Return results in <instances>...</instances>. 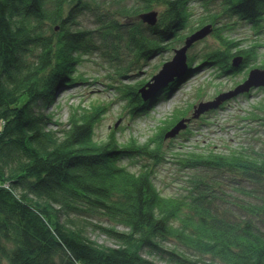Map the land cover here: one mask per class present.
Here are the masks:
<instances>
[{"label": "trees", "instance_id": "obj_1", "mask_svg": "<svg viewBox=\"0 0 264 264\" xmlns=\"http://www.w3.org/2000/svg\"><path fill=\"white\" fill-rule=\"evenodd\" d=\"M106 1L0 0V264H161L152 256L166 264H264V141L225 153L187 150L172 139L167 149L165 134L177 117L147 142H121L115 133L97 140L93 126L103 105L53 126L49 108L59 91L84 81L77 72L85 53L110 55L125 46L134 56L126 65L148 59L183 41L195 14L188 0H131L139 3L134 11L121 7L128 0H113L111 11ZM193 1L202 3L205 15L197 21L212 26L218 46L195 54L184 76L146 102L143 81L114 84L135 117L189 81L199 65L230 73L234 58L252 54L254 48L226 36L235 24L225 17L264 30V0ZM154 5L164 7L155 24L119 17ZM83 9L96 27H77ZM162 162L187 172L173 194L157 181ZM92 218L124 228L98 225L115 246L88 236Z\"/></svg>", "mask_w": 264, "mask_h": 264}, {"label": "rangeland", "instance_id": "obj_2", "mask_svg": "<svg viewBox=\"0 0 264 264\" xmlns=\"http://www.w3.org/2000/svg\"><path fill=\"white\" fill-rule=\"evenodd\" d=\"M108 2L110 11L117 8L115 4L117 1L108 0ZM187 3L189 10L194 11L195 14L193 13L194 16L191 18L187 29L183 30L186 37L203 28L200 27L197 19L205 15V9L201 7V2L188 0ZM125 5L130 7L131 11L136 8L139 10V3L131 0L122 4L121 7ZM163 10V6L154 5L151 11H139L130 18L120 15L119 17L138 23L139 20H144L143 14L155 11L157 21H159L160 13ZM76 19L81 23V26H77L81 29L96 27L92 14L85 9L78 12ZM222 22L235 24V27L227 30V34H225L238 42L240 48H254L248 58L242 59L241 66L239 65L236 71L229 73L218 69L216 66H202L195 75L187 78L189 81L181 82L171 92L170 96L156 100L155 105L135 117L126 107L127 101L121 99V95L115 89L114 84H119V81L128 83L148 81L153 74L163 67L166 61L173 59L176 54L175 50L185 44L186 37L183 41H181L182 39L178 41L179 37L173 36L177 38L176 43L170 48H165L162 55L151 59L141 58L135 63L131 62L130 65H126L125 59L130 62L134 56L131 53L128 55L125 46H120L118 52H113L110 55L108 50L106 54L103 50L89 51L82 56L83 60L78 66L77 73L83 77L84 81L75 87L70 86L59 91L54 104L49 108L53 126L59 127L67 124L73 112L81 114L92 109L94 105H103L107 110L101 113L93 126L94 137L97 140H106L115 133L121 142H128L133 138L140 142H147L162 128L169 126L171 121L177 117V120L189 118L188 126L175 138L165 137L164 145L167 149L173 148L170 143L172 139L176 141V145L183 143V147L185 145L187 150L198 147L199 151L206 148L225 153L242 144L246 146L262 144L264 141V107L261 104H264V90L258 86L227 98L217 108H211L196 117L195 110L200 103L215 100L220 94L234 90L244 83L251 69H264V30L263 32L257 31L251 25L243 23L241 20H233L231 17H225ZM218 24L223 25V23ZM96 42L101 44L102 40L96 39ZM217 46L215 38L210 32L189 47L187 59L190 61L195 54L205 53L208 50L210 52ZM124 66L127 68V73L132 74L130 77L119 73L123 71ZM141 100L144 101L142 97ZM142 160L148 159L142 158ZM142 160L138 157H122V161L125 163H138ZM155 168L158 172L157 181L165 194L175 193L176 186L181 184L183 175L187 173L181 171L172 162H162L157 164ZM92 220L93 225L88 229V236L100 245L115 246V239L99 226L118 230H124V228L112 226V224H108V221L102 223L97 219L92 218ZM167 245L170 246V244ZM144 253L148 255L146 252ZM152 258L161 264H166L156 256H152ZM1 264L9 263L7 259H3Z\"/></svg>", "mask_w": 264, "mask_h": 264}, {"label": "water", "instance_id": "obj_3", "mask_svg": "<svg viewBox=\"0 0 264 264\" xmlns=\"http://www.w3.org/2000/svg\"><path fill=\"white\" fill-rule=\"evenodd\" d=\"M144 21L149 24H155L157 21V13L155 11L143 14ZM212 31V26L207 25L197 30L185 39V44L176 49V54L172 60H168L163 64V67L158 73H156L148 82L140 86L139 94L142 99L148 101L152 99L158 91L166 86L168 83L174 81L176 78L181 77L189 69V63L187 59V51L189 47L198 39L203 38ZM242 57H236L233 60L234 66L239 65L242 61ZM261 86L264 88V69L253 68L250 70L248 78L244 83L240 84L234 90L220 94L215 100L202 102L196 107V117H199L201 113H205L211 108H217L222 101L239 93L247 92L252 87ZM189 118H182L174 124L165 134L166 138H175L179 133L186 129L188 126Z\"/></svg>", "mask_w": 264, "mask_h": 264}, {"label": "bare ground", "instance_id": "obj_4", "mask_svg": "<svg viewBox=\"0 0 264 264\" xmlns=\"http://www.w3.org/2000/svg\"><path fill=\"white\" fill-rule=\"evenodd\" d=\"M145 22H146V21H145ZM146 23H148V22H146ZM148 24H149V23H148ZM211 32H212V31H211ZM160 55H162V51H160V52H158L157 54H155V55L149 57L148 59H151V58H153V57H157V56H160ZM232 65H233V67H239L240 63H239V65H236V66H234V64H232ZM211 66H212L211 64H207V65H206V67H211ZM189 67H190V65H189ZM200 67H202V66L200 65ZM159 71H160V70H159ZM159 71H158V72H159ZM158 72H157V73H158ZM197 72H198V71H197ZM155 74H156V73H155ZM155 74H153V75L151 76V78H152ZM185 74H186V73H185ZM185 74H183L182 76H184ZM182 76H181V77H182ZM181 77H178L177 79H179V78H181ZM151 78H150V79H151ZM150 79H149V80H150ZM146 82H148V81H146ZM146 82H144L143 85H144ZM141 86H142V85H141ZM258 87H261V86H258Z\"/></svg>", "mask_w": 264, "mask_h": 264}]
</instances>
